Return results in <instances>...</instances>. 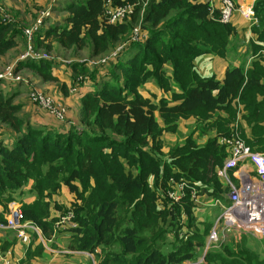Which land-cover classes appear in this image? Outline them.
Returning <instances> with one entry per match:
<instances>
[{"label": "trees", "instance_id": "16d2710c", "mask_svg": "<svg viewBox=\"0 0 264 264\" xmlns=\"http://www.w3.org/2000/svg\"><path fill=\"white\" fill-rule=\"evenodd\" d=\"M108 1L112 7L131 4L133 13L122 24L111 23ZM135 1L59 0L68 13L64 23L47 18L48 25L33 32L36 48L51 50L56 42L66 50L89 48L91 58L108 57L123 47L107 62L114 66L101 74V82L88 81L76 91L80 128L69 124L62 132L34 125L21 116L23 105L15 94L0 92V124L16 134L0 141V222H5L7 205L16 200L13 194L30 186L35 200L22 206L25 222L48 237L57 221L51 217L52 198L66 186L75 197L70 210L77 227L71 249L93 254L97 264L195 262L204 255L208 229L182 239L176 227L182 215L192 227V188L204 191L214 185L216 198L222 192L216 168L227 152L219 139L237 133L264 153V0L254 4L259 22L251 28L249 61L231 65L222 81L202 76L196 67L202 56L229 57L237 30L220 22L218 10L211 11L203 0H150L136 41L141 7ZM4 14L0 10V57L18 47L25 31ZM49 62L25 60L16 71L28 68L44 82L58 83ZM84 66L73 64L75 76L95 81ZM148 84L160 95L149 91ZM59 88L69 96L66 84ZM191 119L195 130L165 153L164 134H176L179 122ZM196 133L207 140L199 143ZM171 182L189 186L176 204L167 197ZM54 209L63 214L68 210L57 203ZM171 232L174 242L167 241ZM9 248L5 243L0 250ZM40 254L28 253L27 259ZM205 261L264 264V257L243 238L236 248L222 244L218 251H208Z\"/></svg>", "mask_w": 264, "mask_h": 264}, {"label": "built area", "instance_id": "2783aa9c", "mask_svg": "<svg viewBox=\"0 0 264 264\" xmlns=\"http://www.w3.org/2000/svg\"><path fill=\"white\" fill-rule=\"evenodd\" d=\"M52 1L56 2V4L58 2V0ZM207 2L210 4L211 11H219L220 22L224 24L232 23L236 13L249 24L250 28L259 22L253 5H237L233 0H218L216 2L209 0ZM111 4V1H108L106 7V14L111 23L122 24L133 13V5L125 4L112 7L110 6ZM47 16L49 14L43 13L42 17L38 20V24H42L41 20ZM37 29L38 27L36 26L34 30L28 29L25 31L30 40L32 39L33 32ZM140 37L138 29H135L133 40L138 41ZM122 47H119L117 51L121 50ZM116 52L105 57L103 62L115 57ZM37 53L33 51L32 45L29 44L25 54L20 56L18 61L11 67L0 73V81L22 82L20 72L16 71L17 63L25 60L41 61L49 58L47 54ZM33 91H31L30 95L33 104L55 117L59 122H63L66 119L67 109L62 107V104H57L50 95L41 94L36 90ZM219 143L225 146L227 152L223 165L216 168L217 176L223 181L224 187L221 196L215 198L214 203L222 208V214L217 218L216 225L209 235L204 255L195 262L185 261L181 264H204L206 253L211 250L217 251L222 245L219 243L220 239L218 240L219 230L223 233L235 230L242 235L251 234L264 238V153L253 150L237 133L228 138H221ZM247 162L253 167L256 180L251 177L249 172L245 170V172H242V167ZM171 183L173 188L167 192V197L172 204H176L181 202L184 191L189 186L186 182ZM196 192L195 188H192V199ZM73 219V211L69 209L64 217L57 222H69L72 228L76 229L77 224ZM0 229L16 231L21 242L26 245L31 240L28 231L34 233L40 232V229L35 224L25 222L21 206L15 204L9 207V211L5 216V222H0ZM0 261L3 264H20V261L14 259L12 256L8 254L3 255L1 250Z\"/></svg>", "mask_w": 264, "mask_h": 264}, {"label": "rangeland", "instance_id": "374dc122", "mask_svg": "<svg viewBox=\"0 0 264 264\" xmlns=\"http://www.w3.org/2000/svg\"><path fill=\"white\" fill-rule=\"evenodd\" d=\"M149 1L150 0H136L135 1V7L136 6L141 7V11H140L141 19L139 18V23L135 27V29H138V26L140 27V24L142 22V18L144 15V10L146 9ZM233 1L237 5L245 4V5H253V6L256 2V0H233ZM60 5H63V4L62 3L56 4V2L54 3L52 0H0V10L3 14L5 13L4 14L5 19L15 22L17 26L23 28V31L24 30L26 31L28 29L34 30V27L36 26L40 28L41 30H43L44 27L48 25V22H45L47 18H50V19L62 18L61 21L63 22L65 19L64 17H66L68 13L63 10L64 5H63V8ZM127 5H131V4H127ZM43 13L49 14V16L44 17L41 20V22H43L42 24H38V20L42 17ZM232 22H235V19ZM25 31H24V34H25ZM24 34H22L23 36H19L20 37L19 45L18 47H16V49H13L6 55L0 57V71L2 70L0 73H3L7 68L11 67L14 63H16L19 57L24 55L25 52L28 50L29 44H31L32 49L35 53L39 52L41 54H47L49 56V58L45 61L51 62L52 67L54 68V74L58 77L57 79L59 80L58 83L44 82L40 76L35 74L30 69L25 68L19 71L20 76L22 78L21 83H15V82H9V81L0 82V92H2L5 95H13V93H16L15 94L16 101L19 98L24 99V102H23L24 108H27L29 106V102L32 105H34L30 98L31 91L33 90H36L37 92L41 94L43 93V94L52 96L57 104L59 105L62 104L63 105L62 107H65L66 109L69 105H74L76 107L78 105L77 99L75 98V94H77L76 91H78V89H80L83 84L85 83L89 84L88 81L97 83V81L99 80L101 82L102 81L101 74H105L106 71L111 70L114 66L110 63H107L110 59L107 60L106 62H103V60H105V57L107 56L102 57V58L101 57L91 58L92 56H91V52L89 48L83 51L82 50L81 51L66 50V49H63L58 43H55V42L53 43V48L51 50L46 49V47H39V46H37L36 48L33 40L32 39L30 40L29 37L26 34L25 35ZM134 35H135V31H134ZM244 39L245 41L239 39L237 35L233 36L232 46L230 47V54H229L228 59L226 60L227 62H229L230 64L229 66H231L232 62L235 59L240 60L241 63H245V62L247 63L249 61V58H250L249 56L251 54V48L248 45V40H249L248 36L245 35ZM36 61H39V60H36ZM85 62H87L88 64H86ZM213 62L216 64H219L218 60H214ZM19 63L20 62H18L17 65ZM75 63L85 65L84 67H86L90 71V73H93V75H95V81H92L90 78L86 79L83 75L78 74L77 76H75L76 73L74 72V68H72L73 64ZM102 64H104V67H100V68L97 67L98 65H102ZM199 68H201V66ZM226 69L228 68L223 65L217 66V71H219L220 73H223ZM206 71L208 72L209 69H206ZM73 77H76L78 81H75ZM62 84H66L69 90V96H65L63 92L60 90L59 87ZM152 101L154 102V99ZM44 112L47 113L46 111ZM22 113H23V109L21 111V114ZM238 117H241V115H238ZM66 121L67 120L65 119L63 123H65ZM194 130H195L194 124L187 125L186 130H184L181 133L180 139L184 140V137L187 136V134L188 136H190V134ZM176 144H179V142L175 143L174 145ZM222 186L224 187L223 184ZM195 190L197 191V193H195L193 196V203H194L195 208H194V213H193L194 216L192 218V223H191L192 227L191 228L187 227V223H188L187 217L182 215L176 227V230H177L176 234L180 236L182 239H185L186 237H188V235L191 232L197 231V233L202 235L204 234V231L208 229L209 234L206 236V239H205L206 240L205 243H207L209 235L216 225L217 218L222 214V210L219 205H216L214 203V200L216 198L214 196L216 194L214 185H210V187H208V189L204 191H200L196 188ZM28 191L29 189L27 187H23L17 193L13 194V196L18 197L19 201H23L27 203L33 200L35 197V194L33 193L29 194ZM219 195L221 196V192ZM13 205H14L13 202L8 204L7 210L9 207H12ZM20 205L22 208V204ZM51 209H52V206H51ZM64 215L65 214L62 213L58 218H55V219L59 221L62 217H64ZM2 233L4 235L5 232H2ZM176 234H174V232H171L168 235L167 241L174 242L176 240V237H175ZM233 234H234V237H230ZM219 237H218V240L220 239L219 240L220 244H224L232 248H236L237 245L241 243V240L245 238L248 245L253 250L259 252V249H263V251L261 252V255L264 257V240H259L253 237L252 235H246V236L242 235L239 232H236L235 230H231L230 232L225 231L224 233L219 230ZM204 264H208V263L205 261Z\"/></svg>", "mask_w": 264, "mask_h": 264}, {"label": "crops", "instance_id": "0c3cea01", "mask_svg": "<svg viewBox=\"0 0 264 264\" xmlns=\"http://www.w3.org/2000/svg\"><path fill=\"white\" fill-rule=\"evenodd\" d=\"M203 1L206 2L209 0H203ZM213 1L216 2L218 0H213ZM60 6H62L63 8V5H60ZM67 16L64 18L66 19ZM234 19H235V22H232V24L236 27L237 36L239 37V39L245 41L244 39L245 35L248 36V39L252 38V32L250 30L251 28L249 24L238 13L235 14L233 20ZM52 20L61 21L62 18H53ZM62 23H64V21ZM214 60H218L219 64L214 63L213 62ZM226 60L227 59H221V58H218L212 55H206V56L197 58L196 67L202 76L210 77L214 75L217 77L218 80L222 81L228 69H226L223 73H220L219 71H217V66L223 65L229 68L230 64ZM240 64H241L240 60L235 59L231 65L239 66ZM199 65L201 66V68H199L200 67ZM206 69H209V71L207 72ZM147 89L151 92H154L160 95V91L157 89V87L154 84H148ZM13 94H16V93H13ZM144 94L146 93L144 92ZM146 95H149V94H146ZM16 102L21 103L23 105V113L21 114V116L24 117V119L29 118L31 123L34 125L46 127L53 131H62V132L68 129L67 127L69 126V124L76 125L79 128L82 126L79 121L80 103L78 102V100H77L78 105L76 107L74 105H69L71 109L67 113V121L65 123L63 122L58 123L55 120V118L41 111L40 108L38 109L36 106L32 105L29 102V100H28L29 106L27 108H24V103H23L24 99L19 98ZM240 123L242 127L246 130L247 134L250 135V130L247 128L246 124L243 121H241ZM190 124H194V127H195L196 125L195 120L191 119L190 121H180L178 124V129H177L176 134H164L162 139L165 144V148H164L165 153L175 143L177 142L182 143L183 141H185V139L188 137V134L187 136L184 137V140L180 139V135L184 130H186L187 125H190ZM0 128H1L0 141L6 142L7 140H10V139L12 140L16 138V134H14L13 131L7 125L0 124ZM198 135L199 134L196 133L195 137L197 139L199 138L198 139L199 143H204L207 140L208 136L198 137ZM209 135L213 136V133ZM244 170L249 172L251 177H253V179L256 180V174L250 163L248 162L244 163L242 167V172H245ZM221 182L223 181L221 180ZM150 184L152 185L151 180H150ZM27 188L29 189L30 186H28ZM222 189H223V186H222ZM28 193L32 194L30 193V190L28 191ZM15 198L16 200L13 202L15 205L22 204L23 206V204L26 203L23 201H19L18 197H15ZM74 199H75L74 195L71 194V192L68 190L66 186H63L61 188V191L57 195L53 196L52 198L51 217L58 218L62 214V212L56 211L54 209V204L57 203L59 205L64 206L66 209L69 210L71 207V204L74 202ZM34 200H35V197L33 200L27 203H31ZM3 210H4V206L0 205V215L2 214V212H4ZM8 211H9V208L4 213V219ZM73 230L74 228H72L69 222H63V223L56 222L53 228V232L50 233L48 237L43 236L40 230L39 233H34L31 235L30 243L26 245L20 242V239L16 231H13L10 229H0V231L5 232L4 235L2 232H0V247L4 245L5 243L10 245L9 249H6L5 252L2 251L3 255L8 254L9 256H12L14 259L20 261V264H97L95 256L93 254L86 252V251H76V250L71 249L70 243L74 236ZM246 235H251V234H246ZM252 236L259 240H264V238H260L254 235ZM230 237H234V234L231 235ZM37 247H42L41 251L37 250ZM262 251L263 249H259V252L258 251L256 252L261 254ZM35 252L41 253V254L39 256H34V257L30 256V258L31 257L32 258L29 261L27 259V254L28 253L33 254ZM0 264H3L2 261H0Z\"/></svg>", "mask_w": 264, "mask_h": 264}]
</instances>
